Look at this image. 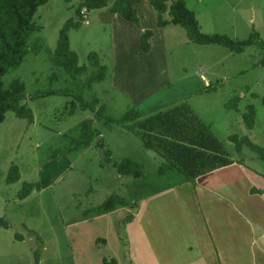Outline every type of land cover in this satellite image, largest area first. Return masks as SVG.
<instances>
[{
	"label": "rangeland",
	"instance_id": "1",
	"mask_svg": "<svg viewBox=\"0 0 264 264\" xmlns=\"http://www.w3.org/2000/svg\"><path fill=\"white\" fill-rule=\"evenodd\" d=\"M82 1L48 0L41 5L34 18L38 30L28 39L24 61L3 77L5 85L14 79L23 81L24 103L31 108L33 116L21 119L9 111L0 123V264H73L68 232L74 219L81 218L90 208H101L111 193L125 199L111 201V206L137 204L141 194L155 190L163 182L158 174L163 159L155 160L154 153L133 130L109 125L106 120L109 117L118 120L135 106L130 93L113 85L111 78V21L103 19L104 9L77 17ZM184 2L195 12L203 33L221 32L242 39L254 37L255 43L247 52L235 56L250 70L235 73L227 67L231 55L228 49L218 46L216 50L191 43L184 28L173 26L176 32L165 35L168 55L162 61L161 79L174 82L179 96L182 91L199 89L204 83L202 74L209 78L222 76L224 79L211 83L218 95L193 98L194 109L199 115L216 119L212 129L233 157L264 174V160L248 143L264 149V0ZM254 10L257 19L252 23ZM78 18L83 19L81 27L72 28L68 35L70 47L85 69L72 77L56 66L54 55L65 24ZM199 49L207 50L206 57L198 54ZM93 54L97 57L92 63L98 59L104 68V77L98 82L93 81L100 69L91 64ZM199 62L212 63L213 67L200 69ZM139 77V84L143 85L140 93L146 96L150 91L144 87L146 74L141 73ZM171 91L172 88L164 89L160 96L166 97ZM234 97L241 98L236 102L238 109L223 108V102ZM84 103L104 110L95 123L102 131V140L97 138L99 144L95 142L86 147L82 138L90 125L83 123L94 119V113L91 108L83 109ZM249 105L255 109L254 128L244 123L243 115ZM233 135L238 143L230 138ZM242 139L245 141L241 142ZM125 158H133L143 165L140 172L144 179L139 181L132 175L119 178L111 163ZM13 165L19 167L20 180L7 184L6 177ZM25 182L37 184V188L21 201L18 193ZM2 221L10 226H3Z\"/></svg>",
	"mask_w": 264,
	"mask_h": 264
},
{
	"label": "crops",
	"instance_id": "2",
	"mask_svg": "<svg viewBox=\"0 0 264 264\" xmlns=\"http://www.w3.org/2000/svg\"><path fill=\"white\" fill-rule=\"evenodd\" d=\"M114 2L115 0L108 4L107 1V7L102 8L103 19L112 23L111 78L113 85L121 91L130 93L131 102L139 114V118L135 117L132 122L135 128H139V124L148 117L155 118L157 115L150 114L156 110L180 102L178 104H187L195 116L209 126L212 134L221 142L212 129L216 119L208 118L209 115H199L194 109L192 99L201 95L214 93L218 95V90L197 95L195 93L211 85L212 81L224 78L217 75L209 78L202 74L205 84H200V88L192 92L182 91L178 96L174 82L161 79L160 73L162 61L165 55H168L165 35L166 33L173 35L176 32L173 26L178 25L168 23L164 27H159L158 13L149 0H139L135 5L140 24L130 23L119 14L111 12ZM85 12L86 9L83 10L84 14ZM165 19L171 20L168 13L165 14ZM256 19L257 14L254 10L251 22L254 23ZM146 31L153 33L149 40L151 47L147 53L141 50L142 36ZM233 37L230 38L246 40ZM200 46L216 50L218 47ZM247 48L240 54H245ZM206 52L207 50L199 49L198 54L206 57ZM216 52L220 53L219 50ZM221 53L223 54L222 51ZM230 53L227 67L234 69L235 73L250 70L242 63L240 57H235L241 55H235L231 51ZM211 64L199 62V68H212ZM237 66L238 69L235 70ZM141 73L146 74L144 87L150 90L146 96L140 93L143 86L139 84ZM167 88H172L170 95L161 97V92ZM228 102L229 99L223 102V108ZM93 116L94 119L89 118L92 121L90 130L91 132L98 130V135L93 136L88 146L102 136V131L95 124L98 123L97 118ZM188 120L186 115H165L158 119L159 122L151 123V127L160 130L159 132L168 130L170 133L185 135L190 129L187 130L180 124H185ZM134 132L139 136L137 131ZM165 139L155 140V135H152L151 147L148 148L154 153L155 160L163 159V166L158 171L162 184H158L155 190L141 194L137 204H124L109 211H101L99 206H96L86 210L81 218L71 222L68 233L71 234L73 264H264V174L241 163L223 145L232 163L203 174L192 182L162 154L174 151L175 148L168 142L173 141L171 138L167 136ZM172 157L177 158V154H173ZM129 159L143 167L140 162L133 158ZM116 162L120 161H112L111 165L117 171L114 166ZM117 173L120 179L126 176L118 171ZM132 176L139 181L144 179L143 172L139 177ZM19 193L18 199L21 200ZM111 195L125 200L118 194L111 193L109 196ZM131 205L135 206L134 210L129 209ZM2 224L5 227L10 226L3 221Z\"/></svg>",
	"mask_w": 264,
	"mask_h": 264
},
{
	"label": "trees",
	"instance_id": "3",
	"mask_svg": "<svg viewBox=\"0 0 264 264\" xmlns=\"http://www.w3.org/2000/svg\"><path fill=\"white\" fill-rule=\"evenodd\" d=\"M152 6L158 13V26L164 27L168 23H173L185 29L189 40L198 45H218L229 49L235 54L242 53L246 47L252 46L255 43L254 37H249L246 40L238 41L223 34H205L201 30V26L196 18L195 13L186 7L184 0H149ZM48 0H0V123L4 122L7 112L12 111L17 117L21 119H32L33 113L25 102L26 87L20 79L12 80L9 85H5L3 77L18 68L24 61L27 55V42L29 37L38 30L34 22L35 15L38 8L46 4ZM139 0H115L111 7V12L119 14L121 17L130 23L139 25L140 20L137 14L135 5ZM106 0H84L80 4L76 14L81 18V13L86 9L88 11L98 10L107 7ZM169 14L171 20L165 19V14ZM84 17V16H83ZM70 19L62 29L58 47L54 55V63L57 67L63 68L66 73L72 77H76L84 71L85 67L79 65V58L75 51L70 47L69 31L72 28H80L83 19ZM152 31H146L141 40V50L147 53L150 50L149 40L152 37ZM97 56L93 54L90 56L92 66H99V72L94 78V82L103 79L104 68L100 66L97 59L92 63L93 59ZM103 71V72H102ZM217 88L212 84L205 89L198 91L197 94L216 91ZM240 100L239 97H234L226 104L230 110H237L236 102ZM83 104V109H89L94 113L99 120L104 110L96 109L92 104ZM158 109L155 113L150 115H157L155 118L151 116L143 123L139 124V128H135L132 122L139 118V114L135 109H132L124 115L122 119L115 120L111 117L106 120L109 125L117 124L126 126L130 130L137 131L139 136L144 140L148 147H151L152 135H155V140H166L168 136L173 141L174 151L162 152L180 172H182L187 179L194 182L195 179L203 174L209 173L216 169L225 167L232 163L229 153L225 150L223 144L212 134L210 127L201 122L189 108L187 104L181 103L177 105L166 106L165 109ZM165 115H186L189 118L185 124L189 133L185 135H178L168 132H159L151 127V123L159 122L158 119L165 117ZM175 117V116H172ZM191 117V118H190ZM255 109L252 105L247 107L244 113V123L248 128H253L256 121ZM162 121V120H160ZM105 122V121H104ZM92 125L91 120L84 121V124ZM106 123V122H105ZM108 124V123H106ZM88 128V129H89ZM86 129L84 131L83 143L84 147L90 144L93 136L98 135V131L91 132ZM137 129V130H136ZM86 133V136H85ZM232 140L239 142L236 135L231 136ZM242 139L241 142H244ZM249 145L257 152L258 156L264 160V149L260 146L248 142ZM239 148V147H238ZM177 154V158L173 159L172 155ZM171 157H168L170 156ZM117 171L122 175L141 176V165L133 160L126 158L114 164ZM20 180L19 167L13 165L6 178L8 184L18 182ZM37 188V184L24 183L22 190L19 193V198L25 199L31 195L33 190ZM40 189V186L38 190ZM120 199L119 196L111 195L108 200L99 208L101 211H109L114 207L111 206V201ZM121 200V199H120ZM121 206V205H119ZM2 223V222H1Z\"/></svg>",
	"mask_w": 264,
	"mask_h": 264
}]
</instances>
